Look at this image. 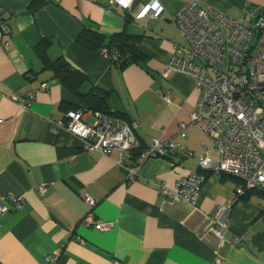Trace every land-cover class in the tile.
<instances>
[{
    "label": "crops",
    "instance_id": "0c3cea01",
    "mask_svg": "<svg viewBox=\"0 0 264 264\" xmlns=\"http://www.w3.org/2000/svg\"><path fill=\"white\" fill-rule=\"evenodd\" d=\"M151 1L111 9L109 0H0V25L7 27L0 34V205L7 207L0 213V264H264V190L232 202L235 180L209 173L193 206L164 198L158 188L163 182L172 189L179 178L197 173L198 157L212 144L189 124L199 96L192 81L176 71L162 75L173 46L185 45L176 17L192 1L234 18L249 8L264 15V0H156L159 17L139 16ZM83 28L107 40L122 30L140 36L144 61L120 68L76 43ZM59 58L86 76L79 94L93 87L108 92L107 110L136 124L137 150L152 140H172L183 149L149 158L127 182L118 150L106 156L83 149L67 130L54 133V122H64L82 103L54 76L50 64ZM42 84L46 89L38 90ZM32 90L28 105L15 99ZM180 123L186 124L183 137ZM208 156L215 160V151ZM86 195L96 200L95 219L111 228L82 223ZM9 196L23 198L24 205L14 209ZM229 205L218 239L213 214Z\"/></svg>",
    "mask_w": 264,
    "mask_h": 264
},
{
    "label": "built area",
    "instance_id": "2783aa9c",
    "mask_svg": "<svg viewBox=\"0 0 264 264\" xmlns=\"http://www.w3.org/2000/svg\"><path fill=\"white\" fill-rule=\"evenodd\" d=\"M132 0H109V8L129 9ZM162 7L156 0L145 5L139 16L157 18ZM185 45L175 44L173 52L162 71H176L186 75L199 96L196 108L191 112L189 124L197 126L212 140L211 146L198 157V172L179 178L172 189L163 182L158 184L164 198L172 196L191 205H196L200 188L210 174L234 177L243 187L235 188L232 202L244 195L245 190H264V15L255 8L246 9L244 16L234 18L220 10L189 2L175 19ZM7 32L5 24L0 34ZM102 54L108 57L105 48ZM117 57L116 54L113 55ZM42 84L38 90H45ZM36 90L15 99L28 105ZM91 115L92 123L85 121ZM136 124L112 114L91 111L85 108L69 110L65 121H56L53 132L61 130L78 136L82 148L108 156L118 150L116 163L123 169L125 181L138 177V170L149 158L166 157L183 149L182 144L168 140L150 141L137 152ZM185 123L178 124V133L185 135ZM210 149L215 160L208 156ZM134 157V161L132 158ZM40 194L46 187L37 186ZM14 209H20L25 201L21 197L9 196ZM84 201L89 211L82 218L85 226L97 230L112 227L109 222L95 219L92 210L96 200L86 195ZM231 205L220 207L213 214V235L221 238L227 228ZM7 207L0 205V213ZM48 261L54 259L48 257ZM215 264H220L219 260Z\"/></svg>",
    "mask_w": 264,
    "mask_h": 264
},
{
    "label": "trees",
    "instance_id": "16d2710c",
    "mask_svg": "<svg viewBox=\"0 0 264 264\" xmlns=\"http://www.w3.org/2000/svg\"><path fill=\"white\" fill-rule=\"evenodd\" d=\"M37 1L39 0H35V4ZM106 40L107 39L103 33L99 32L98 30L83 28L76 36L75 41L80 46H83L84 48L94 51L102 56V49L105 48L108 52V58L110 61L117 63L120 68L132 63L137 64L144 61V55L138 49L140 36L131 35L122 30L120 32L113 33L110 38H108L107 42ZM114 54L117 55L116 58L113 57ZM50 67L53 70L54 76L71 93L79 96L82 100L81 106L72 110L85 108L91 111H100L103 113L112 114L113 116H117L130 122L123 114L107 110L105 100L108 96V92H104L93 87L88 94H79V88L86 81V76L79 70L73 68L66 60L59 58L54 63L50 64ZM139 151L140 150H137L135 155L138 154ZM232 178L235 180L238 186L243 187L242 182L234 177ZM249 191L252 190H245L244 196L247 195Z\"/></svg>",
    "mask_w": 264,
    "mask_h": 264
},
{
    "label": "rangeland",
    "instance_id": "374dc122",
    "mask_svg": "<svg viewBox=\"0 0 264 264\" xmlns=\"http://www.w3.org/2000/svg\"><path fill=\"white\" fill-rule=\"evenodd\" d=\"M92 117V116H91ZM93 120H94V118L92 117V119L90 120V122L89 123H92L93 122Z\"/></svg>",
    "mask_w": 264,
    "mask_h": 264
}]
</instances>
